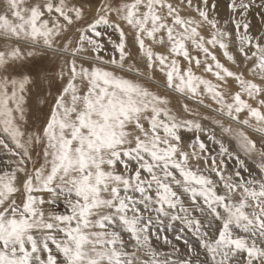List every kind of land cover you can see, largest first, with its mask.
<instances>
[{
	"label": "snow or ice",
	"instance_id": "snow-or-ice-1",
	"mask_svg": "<svg viewBox=\"0 0 264 264\" xmlns=\"http://www.w3.org/2000/svg\"><path fill=\"white\" fill-rule=\"evenodd\" d=\"M0 153V264H264V0H0Z\"/></svg>",
	"mask_w": 264,
	"mask_h": 264
},
{
	"label": "rangeland",
	"instance_id": "rangeland-1",
	"mask_svg": "<svg viewBox=\"0 0 264 264\" xmlns=\"http://www.w3.org/2000/svg\"><path fill=\"white\" fill-rule=\"evenodd\" d=\"M233 127L235 128L237 126L233 125ZM217 135H218V137L221 136V133H220L219 129H217ZM222 138H224L226 140V142L230 143L232 148H234V149L236 148V141L235 140H229L227 136H223ZM2 158H3V154L0 153V159H2ZM0 167H2V164H0ZM169 235H171V234H169Z\"/></svg>",
	"mask_w": 264,
	"mask_h": 264
},
{
	"label": "bare ground",
	"instance_id": "bare-ground-1",
	"mask_svg": "<svg viewBox=\"0 0 264 264\" xmlns=\"http://www.w3.org/2000/svg\"><path fill=\"white\" fill-rule=\"evenodd\" d=\"M3 166V165H2Z\"/></svg>",
	"mask_w": 264,
	"mask_h": 264
}]
</instances>
